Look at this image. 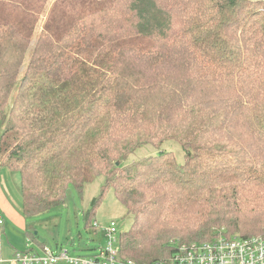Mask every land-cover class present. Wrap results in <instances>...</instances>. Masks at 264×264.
Returning <instances> with one entry per match:
<instances>
[{"label":"trees","instance_id":"trees-1","mask_svg":"<svg viewBox=\"0 0 264 264\" xmlns=\"http://www.w3.org/2000/svg\"><path fill=\"white\" fill-rule=\"evenodd\" d=\"M0 166L27 220L103 177L137 264L264 238V0H0Z\"/></svg>","mask_w":264,"mask_h":264},{"label":"rangeland","instance_id":"rangeland-1","mask_svg":"<svg viewBox=\"0 0 264 264\" xmlns=\"http://www.w3.org/2000/svg\"><path fill=\"white\" fill-rule=\"evenodd\" d=\"M54 1L51 0V5ZM162 149L172 151L176 154L179 162H183L184 154L178 144L165 143ZM157 153L158 150L154 146H144L135 151L127 165ZM3 173L5 174L6 187L11 195L17 201L22 202L20 173L8 169H4ZM104 183L105 179L99 177L89 184L82 193L74 185H69L66 202L63 206L35 219H29L30 233L38 235V242L50 249L67 248L71 255L80 257L95 255L100 248L107 244L104 236L97 229L92 228L95 222L99 227H108L111 222H115L120 233L128 231L133 222V218L126 213V208L115 197L114 191L109 190L96 210L95 216L91 219V228L88 227L85 220L86 212L90 210L94 198L101 194ZM28 244H32V241H29ZM37 246L38 244L33 245L35 248ZM25 247L19 249L21 253L27 251Z\"/></svg>","mask_w":264,"mask_h":264},{"label":"built area","instance_id":"built-area-1","mask_svg":"<svg viewBox=\"0 0 264 264\" xmlns=\"http://www.w3.org/2000/svg\"><path fill=\"white\" fill-rule=\"evenodd\" d=\"M4 218L0 215V226ZM105 238L107 244L90 257L73 256L69 249L38 247L23 253H16L15 264H137L131 259L120 256V232L115 222L108 227H94ZM100 229V230H99ZM174 255L167 261L157 264H264V238L252 239L227 238L220 235L209 243L186 244L173 242ZM5 263V260H0Z\"/></svg>","mask_w":264,"mask_h":264},{"label":"crops","instance_id":"crops-1","mask_svg":"<svg viewBox=\"0 0 264 264\" xmlns=\"http://www.w3.org/2000/svg\"><path fill=\"white\" fill-rule=\"evenodd\" d=\"M3 170L0 166V215L4 218V224L0 226V260H5L0 264H15L12 260L19 249L26 246L27 250H33L40 246L33 247L36 244L28 237L29 220L23 215V201H17L11 195ZM29 241L32 244H28Z\"/></svg>","mask_w":264,"mask_h":264}]
</instances>
